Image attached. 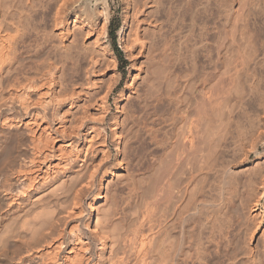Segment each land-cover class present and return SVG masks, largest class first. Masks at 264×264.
Listing matches in <instances>:
<instances>
[{"label": "bare ground", "instance_id": "obj_1", "mask_svg": "<svg viewBox=\"0 0 264 264\" xmlns=\"http://www.w3.org/2000/svg\"><path fill=\"white\" fill-rule=\"evenodd\" d=\"M0 264H264V0H0Z\"/></svg>", "mask_w": 264, "mask_h": 264}, {"label": "rangeland", "instance_id": "obj_2", "mask_svg": "<svg viewBox=\"0 0 264 264\" xmlns=\"http://www.w3.org/2000/svg\"><path fill=\"white\" fill-rule=\"evenodd\" d=\"M113 8H115V16L112 20V24L110 27V34H111V38H112V42H113V47L119 57L120 60V68L124 73V79H126L127 77V73H128V67L130 64V61L126 58V54L124 52V50L122 49V47L119 44V30L122 26V22H123V18H122V10L123 8L121 7L120 3L117 1V3L114 4ZM121 54H119V52ZM253 157V156H252Z\"/></svg>", "mask_w": 264, "mask_h": 264}, {"label": "trees", "instance_id": "obj_3", "mask_svg": "<svg viewBox=\"0 0 264 264\" xmlns=\"http://www.w3.org/2000/svg\"><path fill=\"white\" fill-rule=\"evenodd\" d=\"M118 52H119V54H121L120 51H118Z\"/></svg>", "mask_w": 264, "mask_h": 264}]
</instances>
